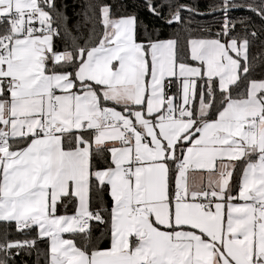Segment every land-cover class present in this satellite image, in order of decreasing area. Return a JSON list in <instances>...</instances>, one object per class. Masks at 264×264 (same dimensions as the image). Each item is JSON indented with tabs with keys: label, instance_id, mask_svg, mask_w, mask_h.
Here are the masks:
<instances>
[{
	"label": "snow or ice",
	"instance_id": "6c2138e0",
	"mask_svg": "<svg viewBox=\"0 0 264 264\" xmlns=\"http://www.w3.org/2000/svg\"><path fill=\"white\" fill-rule=\"evenodd\" d=\"M29 262L264 264V0H0V264Z\"/></svg>",
	"mask_w": 264,
	"mask_h": 264
},
{
	"label": "trees",
	"instance_id": "16d2710c",
	"mask_svg": "<svg viewBox=\"0 0 264 264\" xmlns=\"http://www.w3.org/2000/svg\"><path fill=\"white\" fill-rule=\"evenodd\" d=\"M68 2L72 3L73 0H68ZM195 2L200 6L201 9H204L207 7L208 4L216 2V0H195ZM67 11H68L69 15L72 14V8L71 7H69L67 9ZM236 15H246V13L237 12ZM197 19H201V18L197 17ZM207 19H210V18H207ZM161 38H168V31L167 30L165 31V34ZM24 259L27 260L28 258L25 257ZM29 264H30V262H29Z\"/></svg>",
	"mask_w": 264,
	"mask_h": 264
}]
</instances>
